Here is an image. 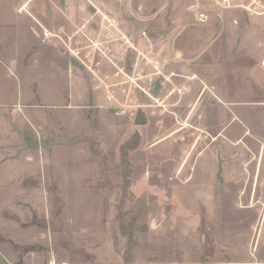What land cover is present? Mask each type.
Instances as JSON below:
<instances>
[{
  "label": "rangeland",
  "instance_id": "rangeland-1",
  "mask_svg": "<svg viewBox=\"0 0 264 264\" xmlns=\"http://www.w3.org/2000/svg\"><path fill=\"white\" fill-rule=\"evenodd\" d=\"M31 1L15 17L19 28L9 23L0 33V264L105 262L102 241L113 229L104 220L120 196V179L108 168L120 163L127 141L139 143L128 153L134 200L126 208L140 216L131 236L143 240L145 209L223 211L245 200L241 176L231 196L224 165L213 174L208 163H223L226 144L237 142L242 129L249 147L239 141L233 157L264 148V0H105V7L84 9L78 31L55 37L39 30ZM52 40L67 60L47 53L40 62V49ZM259 92L262 103L240 104ZM216 97L219 105H210ZM139 111L146 123L135 126ZM39 123L50 129L47 145ZM159 158L167 166L157 167L148 187L153 167L146 159ZM262 225L245 226L228 254L213 247L200 256L185 238L176 254L161 256L181 264L208 256L254 261L264 257Z\"/></svg>",
  "mask_w": 264,
  "mask_h": 264
},
{
  "label": "crops",
  "instance_id": "crops-1",
  "mask_svg": "<svg viewBox=\"0 0 264 264\" xmlns=\"http://www.w3.org/2000/svg\"><path fill=\"white\" fill-rule=\"evenodd\" d=\"M28 1L29 0H0V33L4 30L7 31L10 28L9 23H12V28L15 29V31L19 28V25H17L18 23L13 26V22H15V17L20 15L22 8ZM33 1L34 0L31 2ZM90 5L105 7L106 1L37 0L35 4L32 5L31 10L36 17V21L39 22V30L42 31V28L46 29L47 31L54 30L51 31V36L55 37V33H74L78 31L76 29L82 28V23L85 21L84 9L88 8ZM165 15L169 17L170 14L166 13ZM28 16L32 15L29 14ZM174 17L175 15H173V18ZM220 34L221 32L218 33V36H220ZM55 42V40H52L40 49V62L43 60L46 61L47 53V55L50 57L52 54H54L57 58H63V60L66 59L65 54L61 52ZM37 45H39L38 42ZM222 48V46L219 48L220 51H218V53H221ZM68 62V67L66 68L67 70L69 68L71 70L68 71L70 72V75H72L70 79L74 85L72 62L69 60ZM51 69H56V67L52 65ZM54 72L56 71L54 70ZM228 72L231 74L229 70ZM225 75L227 77L226 73ZM211 77L212 75L209 76V78ZM196 78L200 80L199 77L196 76ZM227 79L229 78L227 77ZM195 91L197 93L195 102H199L201 96L204 95L206 91L205 87L200 88L198 91L195 89ZM260 93L261 92L252 94L250 101H247V103L241 102L240 104H255L256 101H259L258 103H262V100H257L256 98V96H258ZM216 100L219 101L221 98L216 97L215 99H211L212 104L210 105L216 106L218 104ZM232 104L233 102L230 100L229 105L232 106ZM262 105H264V102ZM67 106L70 107V105L68 104L64 106L66 107V110L73 109L72 105L70 109ZM70 113L74 114L72 112ZM75 114H77V112H75ZM80 118L83 120L84 115H80ZM39 125V129H42L41 138L39 137L41 139L40 143L41 145H47L52 140L49 136L50 129L46 127L45 123H39ZM228 127L229 129H232V120H229ZM240 132L241 133L237 142L230 141V144H226V158L223 163L221 161L217 163L216 160L214 162L209 160L208 163V171L210 173L213 172V174H215L218 166L224 165V175L227 187L226 192L231 196L234 191L236 192L238 190V187L235 184L238 179L235 178H237L239 175L241 176L239 195L240 199L245 200H241L240 204H235L236 209H223V211L221 209H145L144 224H141L142 226L140 228V231L143 232L141 235L143 240L137 239V234H133L130 239L131 241H127L128 238L119 232L117 223V209H112V214L110 217L105 219L106 221L104 220V224L107 223V225L113 229V232L111 236H108L107 239L102 241L103 246L106 248V250L101 253V259L103 258L102 261H105L102 262V264H181L182 260H176L175 257H172L171 262L163 261L162 256L170 254L171 250L173 254H176L179 247V241L185 238H189L190 243H192V245L189 247L190 252H193L194 250L195 253L199 252L200 256L206 254V252H208V248L211 250L213 247L214 250L221 248L223 251H226L225 253L228 254V248L231 247V245L233 246L234 240H240L245 226L249 230L251 228H255L257 225L259 226L262 223V227L264 228V148L262 150L260 144H257V152L253 157H233L231 154L232 148H235L239 145L241 146L239 141H241L243 149H247L249 147L242 141L245 137L249 136L248 133L243 129ZM219 133L220 132H215L216 137ZM57 140L62 141V138H57L56 141ZM65 140L59 144L63 145L66 149V144L68 143ZM163 140V138H161V140L159 139L156 141V143H152L150 147L153 148ZM29 159L30 157L27 158V160ZM163 160V158H159L157 161L155 160L156 162L154 161L155 163H153L146 159V163H149L150 167H153L148 172L149 176L146 172L148 176L146 180L148 187L151 186L150 180H152H149V178L159 171V168L157 167H163L165 165L166 161ZM181 166L178 165L179 168L177 173H179ZM245 189L247 190V194L246 197H243ZM210 191V194H214L216 192L213 188L210 189ZM239 207L240 209H238ZM132 210L137 214V220L139 222V210ZM237 227L240 229L237 230ZM218 239H223V242L218 243ZM141 251H143L144 260H140L139 255L141 254ZM213 253H217V255L220 254V252L216 251ZM122 260L124 262H122ZM185 264H264V257L254 261H233L230 259L217 260L208 256L201 258L199 257L195 263Z\"/></svg>",
  "mask_w": 264,
  "mask_h": 264
},
{
  "label": "trees",
  "instance_id": "trees-1",
  "mask_svg": "<svg viewBox=\"0 0 264 264\" xmlns=\"http://www.w3.org/2000/svg\"><path fill=\"white\" fill-rule=\"evenodd\" d=\"M138 140L127 141L120 146V163L115 165L114 168H108L112 175L120 179V196L117 204V223L119 232L125 236L127 241H131L132 230L137 222V214L130 208H126L127 205H131L134 200L133 193L131 191V170L132 165L128 160V153L138 146ZM130 243V242H129Z\"/></svg>",
  "mask_w": 264,
  "mask_h": 264
},
{
  "label": "water",
  "instance_id": "water-1",
  "mask_svg": "<svg viewBox=\"0 0 264 264\" xmlns=\"http://www.w3.org/2000/svg\"><path fill=\"white\" fill-rule=\"evenodd\" d=\"M146 123V118L144 116V113L142 111H139L136 115L134 124L137 126L144 125Z\"/></svg>",
  "mask_w": 264,
  "mask_h": 264
},
{
  "label": "built area",
  "instance_id": "built-area-1",
  "mask_svg": "<svg viewBox=\"0 0 264 264\" xmlns=\"http://www.w3.org/2000/svg\"><path fill=\"white\" fill-rule=\"evenodd\" d=\"M49 34V33H48Z\"/></svg>",
  "mask_w": 264,
  "mask_h": 264
}]
</instances>
